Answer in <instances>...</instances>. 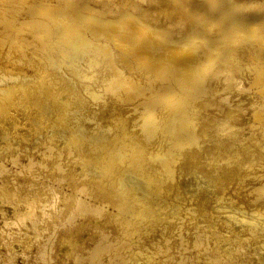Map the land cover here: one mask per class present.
I'll return each mask as SVG.
<instances>
[{
	"label": "rangeland",
	"instance_id": "374dc122",
	"mask_svg": "<svg viewBox=\"0 0 264 264\" xmlns=\"http://www.w3.org/2000/svg\"><path fill=\"white\" fill-rule=\"evenodd\" d=\"M16 1H10L9 4L6 2L8 5L3 3L5 6L1 4L3 11H0V15L4 13L5 16L4 14L0 16V18L3 19L0 22V70H4L3 66L5 69L6 67L8 68L6 70H9L10 66H13L14 64L15 65L13 68L11 66L12 70H9L11 73L17 72L16 69L19 68V64L20 69L18 72L21 71L20 73L24 71L26 73V70L27 73L33 71L34 69L36 70L37 67L31 68V61L29 62V60H31L30 56H33L32 60L35 58L34 56H36V59L39 56L40 59L44 61H56L59 59L62 62H67L72 57H76L81 52L82 48L85 46L84 36L87 33H91L92 37H97V34L98 37L99 35L104 34L102 36H106L107 39L110 38V41H119L120 50H122L124 45L122 50L123 52L119 50V52L123 54H126L124 53L125 51L127 54L133 51V53H130L133 54L131 59L129 58L130 55L126 56L121 53H119V55H122V60H124V63L127 64L126 67L128 68L130 66L128 68L129 71L131 69L130 73L132 72V69L135 73H131L133 76L129 73V84L123 87V91H120L118 95L119 103H117V101L115 103L117 106L115 105L116 107L114 108L115 110L117 109V113L114 112V114L116 113L119 116H112V118H117L118 116V118L121 117L124 119L123 123L125 125L123 126V123L121 122L122 119L120 118L119 120L118 118L112 119V122L114 121L111 126L112 134L108 130V125H104V123L101 121L102 119L100 117V111L97 110V112L94 114V112L92 113L88 110L85 111V109L77 105L66 107L67 104L64 106L62 103V101H64V97L61 99L53 97L51 92L54 90L52 88H55L54 86L56 83L54 84L55 81L51 79L53 77L52 75L47 76L48 78L46 77L44 80L45 82L34 81V83L36 82V85L39 86L33 85L34 83H30L31 85L35 86L34 88L33 86H30V84H27V87L26 84H23L25 85L24 87L19 85L20 87H16L15 90V87H10L11 91L8 92L12 93H7L8 95L6 97L9 99L13 96L9 100L13 99L12 102H14L15 105L5 97L4 100L3 98H0V100L2 99L0 101V123H3V126L0 124V264H145L146 262H148V264H211L214 259H217V261L219 260L218 264H242V262H245V264L249 262L252 264H264V208L260 207L261 205L264 206V194L261 192L263 191L264 193V113L262 112L264 111V91H261L264 89V0H137V2L141 4V11H146V14L143 15L138 14L140 12L137 13L133 9L136 7L132 8L133 12L130 9L131 4L135 5L136 0H80L81 2L87 1L85 3L83 2V4L85 6L87 5L88 8H91L89 11L87 7H85L79 0L77 1L78 3L74 2L76 0L71 2H68V0H64V2L63 0H49L47 3H45L46 0H39L38 4L37 0H34L35 3L32 0H25V3L24 0H18L16 6H18L20 10H16L19 8L14 6L15 4H12ZM20 1H23L24 3H22L23 8L21 7L22 4ZM28 1L30 4L32 3L31 5L33 8H36V5L39 6L36 8V12L38 13L34 11L35 16L38 14L37 17H35L34 13H32L33 11L30 10V8L32 9V6L28 3ZM41 1H44L43 4L45 6L42 7L43 4ZM58 1L63 3V5L59 4ZM115 3L119 4V14L118 12H112V9H110V7L115 5ZM27 4L30 5L29 8L27 7ZM33 4H35V6ZM77 4H79L81 8L79 6V8L76 7ZM40 5L42 8L39 10ZM64 5H66L67 11H69L68 8H70V10H72V8L76 10H72V12L69 11V14L67 11H65L66 9H64ZM60 7L63 8L61 12L59 11L62 9ZM5 8L10 9L7 11ZM35 8L32 10H35ZM43 8H46V11H44ZM82 8L83 10H81ZM49 9L52 17L50 16L49 19H47L45 15L50 14L47 12ZM8 12L11 15H15L14 13L16 12V16H10ZM17 12L19 13L18 16ZM62 12L63 14H66L67 12L66 16H68V19L65 18V15V20L60 18L63 15L61 14ZM30 13L32 14V17L30 16L31 19L28 18ZM42 13H44V18L40 20L42 18ZM56 13H59L60 16H57L58 14L56 15ZM22 15L23 18L28 20L24 21ZM69 15H71L70 18ZM74 15H76L74 17L75 19L73 18ZM132 15H136L134 17L136 20L133 19V21L137 22L132 23ZM4 18L7 19V21H10L13 18L15 20L13 19L12 21L7 22L6 20L4 21ZM16 18L20 24L23 23L24 25H18L19 22ZM125 18H128L127 20H131L127 22ZM44 19L45 23L43 25L41 22H44ZM70 19H73L72 22ZM74 20L76 21L74 22ZM86 20H88L87 22H90L93 25H89L90 23H88L86 26ZM34 21L37 23V26L35 24L36 28L33 26ZM57 21L59 25L62 22L60 27L66 28V24H73L74 26H70L78 29L77 31L71 32L69 35H66V33H64L65 30H61ZM242 21L245 24H243ZM28 22H30V24H28ZM123 22L128 24H124ZM46 23L50 26L47 30L44 28L47 27L45 25ZM49 23H51L52 26ZM54 23L55 26H53ZM63 23L64 26L62 25ZM77 23L80 24V26L77 25ZM25 24H27L29 27ZM38 24L41 26H38ZM81 24L85 25L84 28L81 27ZM141 24L147 25L142 27ZM30 25H32L34 28H32ZM91 26L94 28H91ZM25 27H27L28 32ZM49 28H52V31H50L51 29ZM79 28L83 29L80 30ZM88 28L89 31H86ZM96 28H101L100 31L102 32L97 33L99 30ZM120 28H122L121 31H119ZM125 28L129 32H127ZM32 29L33 31L34 29L35 31L36 29H39L38 31L41 32H38L39 34L37 33V35V31L32 32ZM133 29L136 30L135 34ZM137 29L142 31H140V33H136L139 32ZM61 31L63 32L61 33ZM93 31H95V34ZM143 31H145V33L148 32V34L143 33L145 37L147 36L146 38L148 42L145 40L144 36L139 35L142 34L141 32ZM154 31L160 33L157 35V33ZM130 32L133 34H130ZM30 33L33 34L34 37L33 35L32 37H29L31 36ZM109 33L111 35H116L111 37ZM127 33L130 35V38L126 35ZM91 34H89V36H91ZM162 34L163 36H161ZM14 35L15 37H13ZM125 35L127 38H125ZM131 35L134 37L132 38ZM117 36L119 37L117 38ZM19 37L23 38H20L19 40ZM113 37H116L117 40ZM153 37L156 39V41L153 39ZM2 38H4V41ZM14 38L18 39V41H21L22 43H19H21L22 46L18 47V44ZM39 38L42 39L40 40L44 43L43 45L41 42H39ZM120 38L122 41L119 40ZM123 38H125V40ZM135 38L137 40L139 39V41H133ZM141 38L142 42L143 39L145 41L143 43H147L146 45L141 44ZM128 40H132L130 42H132L133 45L137 44V47L134 45V48L131 44L132 48H134L132 50L131 46H129L130 42ZM125 41H128V43L126 44ZM224 42L228 45H224ZM255 42H258L259 44H256ZM36 43H38V46ZM217 43L220 46H218ZM163 44L167 46L168 49L163 50L162 52L159 51V49L162 48ZM216 44L217 47L214 46ZM1 45H3V47H1ZM32 45L36 46L33 47ZM127 45L130 47V49H128L129 47H127ZM139 45L142 46V48ZM176 45L177 48L175 47ZM191 45L195 46V49L198 47V49L195 50L198 53L193 51L191 54L192 56H189L186 59H184L182 56H173V60L171 59L167 62L161 61L162 59L160 56L161 54L162 56L164 55V51L173 53L178 49V47L182 50L183 47H189ZM148 46H151V48ZM152 46H154V48H152ZM200 46H202V52L199 50ZM223 46L226 47V49ZM6 47L15 48L17 52H15V50H13V52L10 50V52L6 53ZM16 47L22 50H19ZM30 47H32V50H29ZM155 47L158 51H154ZM205 47L208 51L203 49ZM221 47L222 49L224 48V52L219 51L220 53L214 54L218 49L221 50ZM24 48L28 50H25ZM241 48L243 52L240 51ZM138 49L141 51L138 52ZM245 49L246 51H244ZM21 51L22 53H20ZM250 51L253 52H251L252 55ZM3 52H5V54ZM150 52L153 54L151 55ZM156 52H158L157 54L159 58L156 57ZM238 52L240 53V57L239 54H237ZM134 53L136 55H134ZM209 53L212 57V54H214V56L220 55L222 58H227L231 61L234 60V62L239 65V71L242 75H245V80L249 85L247 91H245L242 95H239V97H237L238 95L232 96V103L233 106L234 104L244 106L243 111L238 114L237 119L238 126L242 130V136L240 137L246 138L247 142H249V145L247 146L246 144L245 147L255 148L251 150L253 155H257V159L254 161L252 167L249 168V173H247V171L244 172L245 174H239L228 171L231 173L230 177V174L226 172L229 176V179L234 176V178L230 180L226 177L227 175L225 172L223 173V176L219 170L213 172V175L212 173H207L208 175L205 174L206 172L202 169L199 171L196 163H193L195 165L189 164L194 160L190 158L191 154L189 153L188 155L186 150L188 148V144H190V141L195 139L194 130H196L195 136H197V129L192 127L191 124L193 121L192 119L196 120L194 122L195 124L197 121L200 123V121L202 122V117H208L210 114L216 112L215 107H202L200 106L199 101L202 100V98L204 99L208 93V96H215V94L218 92L221 93V91H223L218 90L215 92L212 90L213 93H211V91L208 89L209 92H207L204 90V87H206L205 89L207 90L206 82H204L205 84H203L204 86L202 87L203 82L197 76H195L196 78L194 76L187 78V72L189 70H191V72H195L204 69L203 66L206 64L204 62H207L212 58ZM224 53H226V55H224ZM241 53L243 55L245 54L244 57L241 55ZM12 54L13 56H16V58L13 57L12 59ZM17 54L18 56H20V54H24L23 58L26 60L16 62L19 60ZM140 54L142 57L145 55L143 58L146 61H144L143 58L141 59ZM247 54L249 56L251 55L253 60ZM208 55L211 58H208ZM137 56L140 57L138 58ZM236 56L238 58H236ZM1 57H3V59ZM123 57L125 58L123 59ZM4 58H7L5 60L6 62L3 61ZM158 59L161 62L155 61L157 63L156 65L154 60ZM198 59L200 60L197 61ZM10 60L13 61L11 62ZM139 60H142V62ZM175 61H177V64L180 61V64L182 62L184 63L181 64L182 66L180 67V64H178L179 66L176 65ZM250 61L251 64L254 63V65L248 63ZM25 62L26 64L29 62L27 66L25 65ZM129 62L130 65H128ZM140 62L143 63V65ZM144 62L148 64L150 63V68L146 66L148 64H144ZM164 63L168 65H166L167 68ZM184 64L191 65H187L190 69L188 70V67H185ZM241 64L242 66H240ZM21 65H24V67ZM133 65L135 68H132L134 67ZM138 65L145 66V68ZM158 65H161V67L158 68ZM173 66L177 67L173 68ZM198 66L201 67L199 68ZM152 67L154 69L156 68V70H154L155 72L152 70ZM168 67L169 72L167 71ZM182 67L184 70H187V72L182 70ZM250 67L253 69H250ZM254 67L257 68L254 69ZM161 68H164V70L162 71ZM138 69H140V73L138 72ZM13 70L14 72H12ZM176 70H178V72ZM160 71L162 73L167 71V75L165 72L164 73L168 78L165 79L166 76L164 73L160 75ZM146 72L147 74H145ZM184 72L185 76L183 75ZM177 73L180 75V77L177 75ZM136 74H140V76H137ZM178 77L181 81L183 79V84L181 81L179 82ZM47 79L51 80L48 81ZM131 79L132 81L134 79V81L132 82ZM196 79L198 80L195 81ZM135 80L140 81L135 82ZM175 81L177 83H175ZM185 82L188 84L187 87H184L186 86ZM192 82L194 84H192ZM44 83L45 85H48L49 83L51 89L45 86ZM261 84L263 85L261 86ZM190 85L193 87L195 86L196 88L198 87V90L195 87L194 89L191 88L192 86L189 87ZM257 85L261 88H259ZM43 86L45 88H43ZM162 86L163 89L161 90ZM170 86L171 88L175 86V89L178 90V93L174 88V91H172ZM25 87L27 89L29 88L30 90H27ZM30 87L33 88V90H31ZM157 87L160 90L156 89ZM179 87H183L185 93L187 94L183 95L182 92H184V90L183 88ZM46 88H48V90H46L47 93L49 92L48 95H46L47 93L44 90ZM17 89L19 91H17ZM22 89L23 91L25 89L24 93L21 91ZM166 89L169 91V93ZM190 89L194 91L196 89L197 94H195L196 91H193L192 93V90L190 91ZM202 89L205 94L202 93ZM36 90L37 93H40L39 95H42L39 98H36L38 96L36 95ZM28 91H30V94L27 93ZM31 91L32 93L35 92V95L33 94L35 97L30 96L32 95ZM160 91L162 94L159 93ZM188 91L191 94H189ZM200 91L203 95H200ZM21 92L22 94L20 95ZM163 92H165V99L163 97ZM179 92L181 93V97L178 96ZM25 93L29 97H25ZM198 93L200 94L198 95ZM174 94H176L178 98ZM17 95L20 96V98ZM50 96H52V100L49 98ZM32 97L33 100L31 101ZM41 97L43 99H41ZM196 97L197 100H195ZM34 98L36 99L35 102ZM187 98L193 100L187 101ZM258 98L260 101H258ZM6 99L7 101H5ZM39 99H41L42 102ZM170 99L171 101H168ZM3 101L6 103L2 104L1 102ZM28 101L31 103L30 105ZM47 101H49V103ZM60 101L62 105L59 104ZM174 101L177 103L175 104ZM182 101L184 104H182ZM185 101L186 103L189 101L190 102L189 104H186ZM36 102L38 105H36L37 109L34 107ZM44 102H47L48 104L46 105ZM55 102L58 103V106L55 105ZM153 103H155V107L153 106ZM10 104L14 106L12 107ZM40 104L41 106L43 104V106L41 107ZM51 104L53 106H51ZM193 104H195V106ZM182 105H184V107L187 109V114L185 115L183 111L185 112L186 109ZM5 106H8L7 109L9 108V113H7L8 110L5 109ZM27 106H31V108L34 110L29 108V113ZM189 106L190 108H187ZM197 106L201 109H197ZM14 107H16L17 110ZM179 107L181 108L182 112L178 111L180 110ZM257 108L258 111H256ZM19 109L22 111L21 113ZM30 109L34 112H39L38 116H36L37 113L32 112ZM163 109L165 112L162 111ZM2 110L6 112L4 113ZM229 110L231 111L229 105H227L225 107V111ZM198 111H201L202 114H200ZM31 112L32 115H30ZM150 112H155L157 116L159 115L156 119L158 120L156 121L158 123L156 128L151 126L150 119H152V115H150ZM179 112L183 114L181 115ZM125 114L126 117L124 118L123 116H125ZM193 114H195V118ZM184 116L187 118V120L190 119L191 121L189 120L187 123V121L184 119ZM197 116L199 117L198 119ZM257 116L261 118L258 119ZM36 117L38 119H36ZM181 117H184V120H182ZM13 119H16L17 121L15 120V122ZM184 121L185 124H183ZM10 122H12V124L15 122L14 124L17 125L13 124L15 126L13 127ZM40 122L41 124H39ZM198 122L197 125H199ZM183 125L186 127V129L189 128L188 125H190L191 128L189 129H192V133L191 130L188 131L189 133H186V129L183 127V129H181V126ZM178 126H180V129H178ZM257 131L259 133H256ZM182 133H184L186 136H177V134L183 135ZM119 140L120 143L122 140L123 142L120 144ZM179 146L180 148H177ZM182 146H185L183 148L185 152L180 151L183 150ZM259 147L262 149L260 150ZM125 149H127V152ZM244 150H247V148ZM185 153L188 156H186ZM187 157L188 159L181 160ZM190 159L193 161L191 162ZM181 161L184 163L183 165ZM109 162L111 164L113 163L112 165L114 166V169ZM260 171L263 174L260 173ZM261 174L262 177L259 176ZM255 176L257 179L254 178ZM224 178H227L226 180L229 181L227 182ZM150 179H154L153 182ZM258 179L261 180L258 181ZM154 182L155 184H153ZM157 182H162L166 185ZM251 182L256 184H252ZM228 184L232 185L228 186ZM234 185H237V187ZM253 185L256 188H254ZM256 185H258V188ZM103 191H105L107 194ZM236 191L239 192L237 193ZM260 194L261 197L258 198ZM254 196L257 197L255 198ZM252 197L255 199L258 198L257 200L260 201L257 202V200ZM89 206H91L90 208L93 209L90 210L87 208ZM207 212L208 215L206 214ZM160 229H163L166 232H163ZM146 237L149 238V240H147ZM186 237L188 238V241H186ZM66 238L68 239L67 243H65ZM152 238L153 240L158 238V240H154L156 242L153 244ZM161 239L163 241V246ZM203 239L206 241H203ZM196 240L201 244V246L196 244L198 243ZM69 241L73 243H70ZM68 242L70 244H68ZM147 242L149 245L146 244ZM158 242L161 245H159ZM203 242L205 244H202ZM74 243L77 245L73 246ZM156 243L158 245H156ZM66 244L67 246H70L67 247ZM177 244L183 248H180ZM238 244L240 245L237 246ZM150 246L152 249L154 248V250H150ZM165 248L168 250V254L166 253L167 250ZM213 255L215 258H213ZM219 257L221 260L218 259ZM217 261L215 260L214 263L217 264Z\"/></svg>",
	"mask_w": 264,
	"mask_h": 264
},
{
	"label": "bare ground",
	"instance_id": "6f19581e",
	"mask_svg": "<svg viewBox=\"0 0 264 264\" xmlns=\"http://www.w3.org/2000/svg\"><path fill=\"white\" fill-rule=\"evenodd\" d=\"M12 2L13 0H0V11L2 10L3 11V9H2V5L3 6H5V5H8L9 4V2ZM16 1V0H15ZM32 1H34V0H32ZM38 1L39 0H37V4H38ZM45 1V0H44ZM44 1L42 2V4L44 3ZM47 1H49V0H46L45 1V3H47ZM55 1H57V0H55ZM66 1V0H65ZM71 1H74V0H68V2H71ZM78 0H76V1H74V2H77ZM80 1V0H79ZM6 2H8V4H6ZM31 2V1H30ZM54 2V1H53ZM59 2V1H58ZM63 2H64V0H63ZM81 2V1H80ZM84 3L85 2H87V1H83ZM83 2H81L82 4H83ZM133 2V1H132ZM131 2V3H132ZM5 5H4V4ZM18 3V0L15 2V3H12V4H15L14 6H16V4ZM20 3L22 4L23 3V1L21 2L20 1ZM24 3H25V0H24ZM23 3V4H24ZM27 3V2H26ZM28 3H29V1H28ZM34 3H35V1H34ZM40 3V2H39ZM78 3V2H77ZM125 3H127V2H125ZM2 4V5H1ZM11 4V5H12ZM23 4H22V8H23ZM30 4V3H29ZM27 4L28 6V8H29V6L32 4ZM41 4V3H40ZM41 4V5H42ZM53 4V3H52ZM58 4V3H57ZM59 4H62L63 5V3H60L59 2ZM73 4V3H72ZM122 4V3H121ZM19 5V4H18ZM34 6H35V4H33ZM41 5H40V8H39V10L43 7V6H45L44 4L42 5V7H41ZM56 5V4H55ZM69 5V4H68ZM67 5V6H68ZM75 5V4H74ZM84 5V4H83ZM124 5V4H123ZM185 5V4H184ZM24 6H26V5H24ZM32 6V5H31ZM38 5H36V8H38L37 7ZM70 6V5H69ZM79 6V4H77V6L76 7H78ZM82 6V5H81ZM85 6V5H84ZM89 6V5H88ZM140 6H141V4L139 3V2H137V0L135 1V5H133V4H131V10H132V12H133V9L138 13V12H140V13H138V14H141V15H143V14H146L145 12L146 11H141V9H140ZM185 6H187V5H185ZM184 6V7H185ZM8 7H11V6H8ZM17 8H19L18 6H16ZM48 7V6H47ZM46 7V8H47ZM50 7V6H49ZM52 7V6H51ZM64 9H66V5H64ZM71 7V6H70ZM80 7V6H79ZM78 7V8H79ZM85 7H87V5L85 6ZM118 7H119V4L118 3H115V5H112L111 7H110V9H112V12H118V14L120 13L119 12V9H118ZM124 7V6H123ZM133 7H136V8H133ZM179 7V6H178ZM182 7H183V3H182ZM13 8V7H12ZM11 8V9H12ZM15 8V7H14ZM35 8V7H34ZM33 8V6H32V9H34ZM35 8V10H32L31 8H30V10L31 11H33L32 13H34V11L36 12V9ZM45 8V9H46ZM60 8H62V7H60ZM60 8H57V9H60ZM81 8V7H80ZM133 8V9H132ZM190 8V7H189ZM6 9V8H5ZM4 9V10H5ZM10 9V8H9ZM8 8L6 9L7 11L9 10ZM44 9V8H43ZM44 9V11H46ZM51 9V8H50ZM50 9L47 11V12H49L50 11ZM53 9V8H52ZM69 9V11H71L72 12V10H76V9H73L72 8V10H70V8H68ZM87 9H88V11H89V9H91V8H88L87 7ZM186 9V8H185ZM184 9V10H185ZM188 9V8H187ZM191 9V8H190ZM15 10V9H14ZM16 10H20V8L19 9H16ZM15 10V11H16ZM22 10V9H21ZM24 10H25V7H24ZM23 10V11H24ZM28 10V9H27ZM63 10V8L61 9V10H59L60 12ZM81 10H83V8L81 9ZM120 10H121V7H120ZM65 11H67V9L65 10ZM69 11H67L69 14H70V12ZM85 11V10H84ZM123 11H125V10H123ZM6 12V11H5ZM10 12V11H9ZM9 12H8V14H9ZM12 12V11H11ZM14 12V11H13ZM19 12V11H18ZM17 12V16H18V13ZM22 12V11H21ZM28 12V11H27ZM30 12V11H29ZM46 12V13H47ZM59 12V13H60ZM67 12H66V14L64 13L63 14V12L61 13V14H63L62 15V17H60V18H63L64 20H65V18H67L68 16H66L67 15ZM73 12H75V11H73ZM79 12V11H78ZM25 13H26V11H25ZM36 13H38V12H36ZM40 13V12H39ZM50 13V12H49ZM59 13H56V15L57 16H60V14ZM77 13V12H76ZM75 13V14H76ZM4 13H2L1 15H3ZM15 15H11V14H9L10 16H16V12L14 13ZM23 14H24V12H23ZM28 14V13H27ZM31 14V13H30ZM29 14V17L28 18H30V16L32 17V14L30 15ZM43 14L44 13H42V18L40 19V20H42L44 17H43ZM48 14V13H47ZM190 14V13H189ZM192 14V13H191ZM0 15V16H1ZM9 15H7V16H9ZM49 15V16H48ZM48 15H45L46 17H47V19H49V17L52 15L51 13L50 14H48ZM54 15V14H53ZM64 15L66 16L65 18H64ZM4 16H5V14H4ZM34 16H35V13H34ZM33 16V17H34ZM37 16H38V14H37ZM37 16H35V17H37ZM55 16V15H54ZM56 16V17H57ZM70 16L71 15H69V18H70ZM76 15H74L73 16V18L75 17ZM123 16V15H122ZM133 16V15H132ZM136 16V15H135ZM135 16H133V18H132V23L133 22H137V21H133V19H135L134 17ZM139 16V15H138ZM187 16H188V13H187ZM244 16H246V15H244ZM247 16H248V14H247ZM3 17V16H2ZM25 17V16H24ZM34 17V18H35ZM52 17V16H51ZM6 18H8V17H6ZM10 18V17H9ZM18 18V17H17ZM16 18V19H17ZM22 18H23V15H22ZM58 18V17H57ZM86 18H88V17H86ZM137 18V17H136ZM179 18V17H178ZM239 18V17H238ZM251 18V17H250ZM1 19V18H0ZM14 19V18H13ZM13 19H11L10 21H12ZM24 19V21L26 20V18H23ZM31 19V18H30ZM33 19V18H32ZM46 19V20H47ZM51 19V18H50ZM68 19V18H67ZM66 19V20H67ZM75 19V18H74ZM122 19H124V18H122ZM122 19H120V20H122ZM128 19V18H127ZM126 18H125V20L128 22V21H130V20H127ZM138 19V18H137ZM189 19H190V17H189ZM247 19V18H246ZM3 19H1L0 20V22L2 21ZM7 21V19H5L4 18V21ZM15 20V19H14ZM28 20V19H27ZM26 20V21H27ZM34 20V19H33ZM52 20V19H51ZM50 20V21H51ZM59 20V19H58ZM72 20L73 19H70V21L72 22ZM77 20V19H76ZM76 20H74V22L76 21ZM136 20V19H135ZM142 20V19H141ZM182 20V19H181ZM240 20V19H239ZM243 20V19H242ZM250 20V19H249ZM3 21V22H4ZM9 21V20H8ZM7 21V22H8ZM9 21V22H10ZM17 21H18V19H17ZM16 21V22H17ZM22 21V20H21ZM24 21H22V22H24ZM30 21V20H29ZM44 22H41V21H39V22H41V24H43L44 25V23H45V19L43 20ZM53 21V20H52ZM63 21V20H62ZM85 21V20H84ZM88 20H86V26L88 25V23H90V22H87ZM91 21V20H90ZM118 21V20H117ZM14 22V21H13ZM19 22V21H18ZM32 22V21H31ZM36 21H34L33 23H34V27H35V24H36V26H37V23H35ZM49 22V21H48ZM56 22V21H55ZM61 22V21H60ZM66 22V21H65ZM78 22V21H77ZM81 22V21H80ZM83 22V21H82ZM192 22V21H191ZM246 22V21H245ZM249 22V21H248ZM26 23V22H25ZM52 23V22H51ZM51 23H49L50 25H51ZM57 23H58V21H57ZM57 23H56V25H57ZM62 23V22H61ZM61 23H60V25H59V23H58V25H59V27L61 26ZM67 23H68V21H67ZM124 23V22H123ZM190 23V22H189ZM189 23H188V26H189ZM242 23H243V21H242ZM16 24V23H15ZM20 24V22L18 23V25ZM22 24L23 23H21L20 25L22 26ZM28 24H30V22H28ZM40 24V23H39ZM38 24V26H41V25H39ZM83 24H84V22H83ZM83 24H81V27H83L84 28V26L85 25H83ZM92 23H90L89 25H91ZM124 24H128V23H124ZM130 24V23H129ZM135 24V23H134ZM192 24V23H191ZM240 24V23H239ZM243 24H245V23H243ZM24 25V24H23ZM26 26H28L27 24H25ZM42 25V26H43ZM47 27H44L45 28V30H47L48 29V27H50L47 23L45 24ZM63 26H64V23L62 24ZM70 25H72V26H74L73 24H70ZM70 25H68V24H66L65 26H66V28L64 27H60L61 28V30L62 29H64L65 30V32L64 33H66V35H69L71 32H74V31H77V29L74 27H71ZM77 25H79L80 26V24H78L77 23ZM83 25V26H82ZM93 25V24H92ZM117 25V24H116ZM137 25V24H136ZM136 25H135V27H136ZM142 25V24H141ZM147 25V24H146ZM146 25H142V27L143 26H146ZM31 27H32V25H30ZM52 26V25H51ZM53 26H55V23L53 24ZM119 26V25H118ZM138 26H139V23H138ZM29 27V26H28ZM30 27V28H31ZM34 27H32V28H34ZM93 26H91V28H92ZM95 27H97V26H95ZM100 27V26H99ZM121 27V26H120ZM26 29H27V27H25ZM36 28V27H35ZM59 28V29H60ZM82 28V29H83ZM86 28V27H85ZM89 28H90V26H89ZM89 28H88V30H86V31H89ZM94 28V27H93ZM102 28V27H101ZM101 28H99V29H97V30H99L97 33H100V32H102V31H100V29ZM116 28V27H115ZM129 28V27H128ZM130 28H131V26H130ZM129 28V29H130ZM133 28V27H132ZM147 28V27H146ZM25 29V30H26ZM49 29H51L50 31H52V28H49ZM80 29V28H79ZM82 29H80V30H82ZM102 29H104V28H102ZM121 29L122 28H120V30L119 31H121ZM247 29V28H246ZM250 29V28H249ZM39 30V29H38ZM37 29H36V31H35V29H34V31L36 32V34L39 32ZM41 30V29H40ZM85 30V29H84ZM92 30V29H91ZM125 30H126V28H125ZM132 30V29H131ZM134 30V34H135V29H133ZM138 30V29H137ZM32 32H34L33 31V29L31 30ZM49 31V32H50ZM85 31V32H86ZM96 31V30H95ZM95 31H93V33L95 32ZM127 31V30H126ZM126 31H125V33H126ZM139 31V30H138ZM140 31H142V30H140ZM140 31L139 32H136V33H140ZM149 31H150V29H149ZM152 31V30H151ZM252 31V30H251ZM27 32H28V29H27ZM31 32V33H32ZM41 32V31H40ZM39 32V33H40ZM54 32V31H53ZM63 31H61V33H62ZM106 32V31H105ZM122 32H123V30H122ZM127 32H129V31H127ZM155 32V31H154ZM22 33V32H21ZM20 33V34H21ZM30 33V34H31ZM38 33V34H39ZM60 33V32H59ZM96 33V34H97ZM114 33V32H113ZM120 34H122L121 32H119ZM132 32H130V34H131ZM142 34H139V35H142V36H144L145 37V35L144 34H148V32H146L145 33V31H143V32H141ZM144 33V34H143ZM150 33V32H149ZM151 33H153V32H151ZM155 33H157V32H155ZM158 33H160V32H158ZM158 33H157V35H158ZM19 34V33H18ZM30 34H28V35H30ZM37 34V35H38ZM88 34V35H87ZM85 36H84V39H85V46L82 48V50H81V52L76 56V57H72L69 61H67V62H62V61H60L59 59H57L56 61H44V60H42V59H40V57L38 56L37 57V59H36V56H34L35 58H33V60H32V57L30 56V58H31V60H29V62L31 61V68H34V67H37L36 68V70L34 69H32L33 71H30L29 73H27V70H26V73H25V71L24 72H22V73H20V72H18L19 71V69H20V64L19 63H17V64H19V68L18 69H16L17 70V72H14V70L12 71V72H14V73H11L9 70L11 69V66H10V69L9 70H6V69H8L7 67H6V69H5V67L3 66V68H4V70L2 69V70H0V98H3V100H4V97L5 98H7L8 99V97H6L8 94H11L12 92H8V91H11L10 90V87L12 88V87H15L14 88V90L16 89V87L18 88V86L20 85H22L23 87L25 86V85H23V84H26V87H27V84L29 85L30 83H34V81H39V82H45L44 80L46 79V77L47 76H49V75H52L53 77L51 78L52 80H54L55 82H54V84L56 83V85L54 86L55 88H52V89H54V90H52V92H51V94L53 95V97H56V98H62V97H64V98H66V99H64L63 98V100L64 101H62V103H63V105L65 106L66 104H67V106L66 107H69V106H75V105H77V106H79V107H81V108H83V109H85V111L86 110H88V111H91L92 113L94 112V114L97 112V110L98 111H100V117H101V121L104 123V125H108L107 127H108V130L110 131V133H111V126H112V124H113V122H112V119H114V118H116V117H114V118H112V116L113 115H118V114H116L117 113V109L115 110V108L114 107H116L117 105L115 104L116 103V101H117V103H119L118 101H119V98H118V95H119V93H120V91L123 89V87H125L127 84H129V73H130V71H131V69H130V71H129V67L127 68L126 67V65L127 64H125L124 63V60H122V55L120 56L119 55V53H121V52H123L122 50H123V48H124V45H123V48H122V50H120V43H119V41L117 42V41H115V40H113V41H110L111 39L109 38V39H107V37L106 36H102V35H104V34H102V35H99V37H98V34H97V37L95 36V37H92V34L91 33H87ZM89 34H91V36H89ZM95 34V33H94ZM119 34V35H120ZM124 34V33H123ZM133 34V33H132ZM16 35V34H15ZM15 35L13 36V37H15ZM27 35V36H28ZM32 35L33 34H31V36H29V37H32ZM107 35V34H106ZM109 35H111L110 33H109ZM114 35H116V34H114ZM114 35H111V37L112 36H114ZM118 35V34H117ZM128 37L130 36V35H128V33L126 34ZM125 35V36H126ZM160 35V34H159ZM3 36V35H2ZM21 36V35H20ZM24 36V35H23ZM26 36V35H25ZM42 36V35H41ZM121 36H123V35H121ZM127 36L125 37V38H127ZM156 36V35H155ZM161 36H163V34L161 35ZM11 37V36H10ZM33 37H34V35H33ZM37 37H39V36H37ZM37 37H35V38H37ZM43 37V36H42ZM119 36H117V38H118ZM131 37L133 38L134 36H132L131 35ZM136 37V36H135ZM138 37V36H137ZM147 37V36H146ZM145 37V40L147 41V38ZM156 37H158V36H156ZM1 38V37H0ZM7 38H8V36H7ZM20 38H23V37H19V40H20ZM34 38V39H35ZM113 38H115L116 39V37H113ZM125 38H123L124 40H125ZM130 38V37H129ZM128 38V39H129ZM131 38V39H132ZM139 38V37H138ZM143 38V37H142ZM142 38L140 39V41L142 40ZM9 39V38H8ZM29 39V38H28ZM32 39V38H31ZM33 39V40H34ZM41 38H39V40H40ZM153 39H154V37H153ZM165 39V38H164ZM2 40L4 41V38H2ZM5 40H6V38H5ZM14 40H16V42H17V46L19 47V46H22L21 45V41H18V39H15L14 38ZM13 40V41H14ZM24 40H25V37H24ZM27 40V39H26ZM42 40V39H41ZM41 40L39 41V42H41ZM117 40V39H116ZM119 40H121L122 41V39L120 38ZM127 40V39H126ZM135 40H137L136 38L133 40V41H135ZM155 41H156V39H154ZM157 40H159V39H157ZM7 41V40H6ZM11 41V40H10ZM10 41H8V42H10ZM36 41V40H35ZM34 41V42H35ZM38 41V40H37ZM129 41V40H128ZM128 41L126 42V44L128 43ZM130 41H132V40H130ZM129 41V42H130ZM137 41H139V39L137 40ZM137 41H136V43H137ZM151 41H153V40H151ZM1 42V41H0ZM12 42V41H11ZM10 42V43H11ZM19 42H21V43H19ZM24 42H26V41H24ZM29 42V41H28ZM142 42V41H141ZM143 42H145L144 41V39H143ZM141 43L142 45L144 44V45H146L145 43ZM148 42V41H147ZM150 42V41H149ZM154 42V41H153ZM158 42H160V41H158ZM195 42V41H194ZM205 42V41H204ZM227 42V41H226ZM3 43V42H2ZM6 43V42H5ZM30 43V42H29ZM122 43V42H121ZM135 43V42H134ZM156 43V42H155ZM155 43H153V44H155ZM198 43H199V41H198ZM201 43V42H200ZM256 43V42H255ZM258 43V42H257ZM256 43V44H257ZM20 44V45H19ZM24 44V43H23ZM26 44H28V43H26ZM25 44V45H26ZM31 44V43H30ZM35 44V43H34ZM38 43H36V45H37ZM41 44L43 45L44 43L43 42H41ZM122 44H124V43H122ZM131 44H132V42H130V45L129 46H131ZM140 44V45H141ZM152 44V43H151ZM203 44V43H202ZM201 44V45H202ZM218 44V43H217ZM217 44L216 45H214L215 47H217ZM259 44V43H258ZM36 45H32L33 47H35ZM133 45V44H132ZM135 45V44H134ZM134 45H133V47H134ZM137 45V44H136ZM135 45V46H136ZM139 45V46H140ZM156 45H157V43H156ZM155 45V46H156ZM186 45V44H185ZM224 45H228L227 43H225L224 42ZM10 46H14V45H10ZM27 46H29V45H27ZM31 46V45H30ZM38 46V45H37ZM126 46V45H125ZM128 45H127V47H129ZM138 46V47H139ZM158 46H159V44H158ZM198 46V45H197ZM213 46V47H214ZM218 46H220L219 44H218ZM254 46H255V44H254ZM259 46V45H258ZM257 46V47H258ZM1 47H3V45H1ZM25 47V46H24ZM118 47H119V49H118ZM137 47V46H136ZM141 48H142V46H140ZM139 47V48H140ZM145 47H147V46H145ZM149 47V46H148ZM176 48H177V45L175 46ZM195 46H193V45H191V46H187V47H180V48H182V50L181 49H179V47H178V49L177 50H175L173 53H169L168 51H164L165 53H164V55L162 56V54H161V61H169V60H173V56L175 57V56H182L184 59H186V58H188L189 56H192L191 54H192V52L193 51H195V50H197L198 49V47H197V49H195L194 48ZM201 47L202 46H200V48H199V50H200V52H202L203 50L201 49ZM211 47V46H210ZM215 47H214V49H215ZM224 47V46H223ZM235 47V46H234ZM5 48V47H4ZM7 49L5 50V49H3V50H5V52L7 53V52H10V50H12V52H13V50H15V52H17L16 51V49L15 48H8V47H6ZM17 48V47H16ZM21 48H23V47H21ZM25 48H27V47H25ZM24 48V49H25ZM131 48H132V46H131ZM135 48V47H134ZM134 48H132V50L134 49ZM143 48H144V46H143ZM149 48H151V46L149 47ZM152 48H154V46H152ZM159 48V47H158ZM225 49H226V47H224ZM223 48V49H224ZM228 48V47H227ZM255 48V47H254ZM253 48V49H254ZM17 49H19V48H17ZM32 50V47H30L29 48V50ZM35 49V48H34ZM125 49H126V47H125ZM128 49H130V47L128 48ZM146 49V48H145ZM161 49V50H160ZM159 49V51H162L163 52V50H167L168 49V47L167 46H165L164 44L162 45V48H160ZM204 50H206V51H208L207 50V48L205 47V48H203ZM209 49V48H208ZM211 49V48H210ZM223 49H222V47H221V50L220 49H218L214 54H218V53H220L221 51L222 52H224L223 51ZM258 49H260V48H258ZM2 50V51H3ZM19 50H22V49H19ZM18 50V51H19ZM25 50H28V49H25ZM36 50H37V48H36ZM119 50L121 51V52H119ZM137 50V49H136ZM147 50V49H146ZM152 50V49H151ZM158 51L157 50V48L155 47V49H154V51ZM198 50V51H199ZM213 50V49H212ZM211 50V51H212ZM239 50V49H238ZM1 51V50H0ZM128 51H130V50H128ZM139 51H141L140 49H138V52ZM145 51V50H144ZM153 51V52H154ZM220 51V52H219ZM241 52H243L242 51V48H241V50H240ZM239 51V52H240ZM244 51H246V49L244 50ZM253 51V50H252ZM252 51H250V53L252 52ZM254 51H255V49H254ZM5 52H3L4 54H5ZM28 52V51H27ZM31 52V51H30ZM134 52H136V51H134ZM148 52V51H147ZM161 52V53H162ZM196 53H198L197 51H195ZM229 52V51H228ZM237 53V54H239V57H240V53ZM247 52H248V50H247ZM3 53H2V56H3ZM19 53V52H18ZM20 53H22V51L20 52ZM124 53H126V54H123V53H121V54H123V55H130V59H131V56H133V54H130V53H133V51L132 52H129V54H127V52L125 51ZM137 53V52H136ZM141 53V52H140ZM146 53V52H145ZM155 53V52H154ZM158 52H156V54H157ZM205 53V52H204ZM230 53V52H229ZM233 53H235V52H233ZM246 53V52H245ZM249 53V54H250ZM253 53V52H252ZM252 53H251V55H252ZM14 54H16V53H14ZM27 54V53H26ZM33 54H34V52H33ZM33 54H31V55H33ZM35 54H36V52H35ZM150 54L152 55L153 53H151L150 52ZM194 54V53H193ZM212 54V53H211ZM214 54H212L213 55V57L210 55V53H209V55L212 57H209V55H208V58H211V60H208L207 58V62L205 61H203L204 63H206L205 64V66H203L202 64H200L201 66H203L204 67V69H201V70H203V71H201V70H198V71H195V72H191V70H189L190 68L188 67V66H191V65H188L189 63L188 62H186V63H188L187 65L186 64H184L185 65V67L187 66L188 67V72H187V70H184V68L182 69V70H184L185 72H187V78H189V77H192V76H197L200 80H202V87L204 86L203 84H205L204 82H206V86H207V90L205 89L206 87H204V90L205 91H207V92H209V91H211V93H213L212 92V90L213 91H215V92H217L218 90H223V91H221V93L220 92H218V93H220V94H215V96H208V94H206V96L204 97V99L202 98V97H200V98H202V100H200L199 99V97H198V99L200 100L199 102V104H200V106H202V107H209V108H211V107H215V113H212V114H210V116H208V117H202V122L200 121V123H199V125H197V122H196V124L194 123L196 120L195 119H192L193 121H192V127H194V128H196L197 129V133H196V135L197 136H195V132H196V130H194L195 132H194V137H195V139L193 140V139H191V140H193V141H190V144H188V148L186 149L187 150V153H188V155H189V153L191 154V159H193L192 161H191V159H190V161L192 162V163H189V164H193V163H196L197 164V166H198V168H199V171H201L200 169H202V170H204L206 173L205 174H211L212 173V175H213V172H215V171H217V170H219L220 171V173H224L225 172V174L227 175L226 177L229 179V176H228V174L227 173H229V172H233V173H239V174H242V173H244V172H247L248 170H249V168H251L252 167V165H253V163H254V161L257 159L256 157H257V155H253V153H252V150L251 149H255V148H251V147H245L246 146V144H247V146L249 145V142H247V139L246 138H241L240 136H242L241 134H242V130H241V128H239V126H238V123H237V119H238V114L241 112V111H243V109H244V106H242V105H235L234 104V106H233V103H232V99H233V97L232 96H234V95H238L237 97H239V95H242L245 91H247V89L249 88V85H248V83L246 82V78H245V75H242L241 73H240V71H239V68H238V66L239 65H237L235 62H234V60L233 61H231V60H229V59H225V58H222V56H218V55H215L214 56ZM228 54V53H227ZM24 54H20V56H18V54H17V56H18V61H16V62H21V60H24V56H23ZM37 55V54H36ZM134 55H136L135 53H134ZM223 55V54H222ZM224 55H226V53H224ZM230 55V54H229ZM232 55V54H231ZM241 55H243L242 53H241ZM245 55V54H244ZM244 55H243V57H244ZM248 55V54H247ZM246 55V56H247ZM251 55L249 56V57H251ZM0 56H1V52H0ZM10 56V55H9ZM28 56V55H27ZM140 56H141V54H140ZM140 56H137L138 58L140 57ZM145 55H143V57H144ZM148 56V55H147ZM154 56H156V55H154ZM200 56V55H199ZM228 56V55H227ZM233 56V55H232ZM7 57V56H6ZM12 59H13V57H15L16 58V56H13V54H12ZM142 56H141V59L143 58ZM156 57H158V54H157V56ZM202 57V56H201ZM205 57V56H204ZM203 57V58H204ZM231 57V56H230ZM234 57H235V55H234ZM243 57H241V58H243ZM249 57H247V58H249ZM2 59H3V57H1ZM29 58V59H30ZM125 57H123V59H124ZM126 58H128V57H126ZM128 58V59H129ZM135 58V57H134ZM137 58V59H138ZM146 58V57H145ZM159 58V57H158ZM228 58H229V56H228ZM236 58H238L237 56H236ZM252 58V57H251ZM250 58V59H251ZM7 59V58H6ZM5 58H4V62H6L5 60H6ZM9 59V58H8ZM133 59V58H132ZM144 59V58H143ZM147 59V58H146ZM156 59V58H155ZM200 59H202V58H200ZM200 59H198L197 61H199ZM205 59V60H206ZM232 59H234V58H232ZM246 59V58H245ZM26 60V59H25ZM24 60V61H25ZM28 60V59H27ZM126 60V59H125ZM203 60V59H202ZM201 60V61H202ZM239 60V59H238ZM242 60V59H241ZM252 60H253V58H252ZM11 62L13 61V60H10ZM129 61H131V60H129ZM137 61V60H136ZM139 61H141L142 62V60H139ZM138 61V62H139ZM144 61H146L145 59H144ZM155 61H160L159 59L158 60H154V62ZM160 61V62H161ZM240 61V60H239ZM244 61V60H243ZM11 62H10V64H11ZM23 62V61H22ZM27 62V61H26ZM26 62H25V65L27 66V64L29 63H27L26 64ZM140 62V63H141ZM173 62V61H172ZM172 62H170V63H172ZM181 62V61H180ZM180 62L178 63V64H180ZM238 62V61H237ZM242 62V61H241ZM247 62V61H246ZM254 62V61H253ZM2 63V62H1ZM9 63V62H8ZM8 63H6V64H8ZM14 63H15V61H14ZM127 63V62H126ZM133 63H134V61H133ZM136 63V62H135ZM153 63V62H152ZM156 63V62H155ZM175 63H176V65H178L177 64V61H175ZM184 62H182L181 64H183ZM200 63H202V62H200ZM203 63V64H204ZM240 63V62H239ZM238 63V64H239ZM243 63V62H242ZM245 63V62H244ZM248 63H250L251 64V61L250 62H248ZM3 64V63H2ZM2 64H1V66H2ZM5 64V65H6ZM16 64V65H17ZM22 64V63H21ZM142 65H143V63H141ZM144 64H148V63H145L144 62ZM150 64V63H149ZM149 64L148 65H146V66H148L149 67ZM161 64V63H160ZM174 64V63H173ZM180 64V67L182 66ZM196 64H197V62H196ZM195 64V65H196ZM253 65H254V63H252ZM251 64V65H252ZM4 65V64H3ZM9 65V64H8ZM15 65V64H14ZM13 65V66H14ZM128 65H130V62L128 63ZM132 65V64H131ZM142 65H138V66H142ZM155 65V64H154ZM156 65H157V63H156ZM162 65V64H161ZM161 65L159 66L158 65V68L159 67H161ZM164 65L166 66L167 64L166 63H164ZM175 65V64H174ZM193 65V64H192ZM256 65V64H255ZM13 66H12V68H13ZM22 66V65H21ZM30 66V65H29ZM134 66V65H133ZM168 66V65H167ZM167 66H166V68H167ZM169 66H172V65H169ZM179 66V65H178ZM201 66H198L199 68L201 67ZM240 66H242V64L240 65ZM246 66V65H245ZM248 66V65H247ZM250 66V65H249ZM9 67V66H8ZM16 67V66H15ZM22 67H24V65L22 66ZM142 67H144L145 68V66H142ZM142 67H141V70H142ZM157 67V66H156ZM177 67V66H176ZM176 67H174L173 66V68H176ZM244 67V66H243ZM27 68V67H26ZM132 68H135V66L134 67H132ZM136 68H139V67H136ZM150 68V67H149ZM153 68V67H152ZM171 68V67H170ZM252 67H250V69H251ZM257 68V67H256ZM255 67H254V69H256ZM22 69V68H21ZM28 69V68H27ZM162 69V68H161ZM161 69H159V70H161ZM179 69V68H178ZM186 69V68H185ZM197 69V68H196ZM242 69V68H241ZM253 69V68H252ZM12 70V69H11ZM139 70L140 69H138V72H139ZM145 70V69H144ZM144 70H143V73H144ZM147 70H150V69H147ZM153 71L154 70H156V68L154 69H152ZM151 70V71H152ZM164 70V68L162 69V71ZM180 70V69H179ZM258 70V69H257ZM23 71V70H22ZM168 72H169V67H168V70H167ZM166 71V72H167ZM172 71H173V69H172ZM177 72H178V70H176ZM138 72H136V73H138ZM141 72V71H140ZM139 72V73H140ZM155 72V71H154ZM157 72V71H156ZM161 72V71H160ZM165 72V71H164ZM163 72V73H164ZM165 72V73H166ZM171 72V71H170ZM174 72V71H173ZM172 72V73H173ZM181 73H183L182 71H180ZM185 72H184V76H185ZM131 73H135V72H133V69H132V72ZM130 73V74H131ZM142 73V74H143ZM162 72L161 73H159L160 75L161 74H163ZM165 73H164V75H165ZM145 74H147V72L145 73ZM158 74V73H157ZM173 74H175V73H173ZM172 74V75H173ZM195 74V75H194ZM132 75V74H131ZM130 75V76H131ZM137 75V74H136ZM166 75H167V73H166ZM165 75V76H166ZM177 75H178V73H177ZM183 75H181V76H183ZM133 76V75H132ZM137 76H140V74L139 75H137ZM142 76V75H141ZM145 76V75H144ZM154 76V75H153ZM168 76H170V75H168ZM176 76V75H175ZM174 76V77H175ZM179 77H180V75H178ZM257 76V75H256ZM129 77V78H128ZM151 77V76H150ZM178 77V79H179V82L181 81L180 80V78ZM259 77V76H258ZM48 78V77H47ZM50 78V77H49ZM132 78H134V77H132ZM135 78H136V76H135ZM139 78V77H138ZM153 78V77H152ZM162 78V77H161ZM160 78V79H161ZM168 77L166 76V78L165 79H167ZM172 78V77H171ZM182 78V77H181ZM185 78V77H184ZM196 78V77H195ZM51 79H47L48 81L49 80H51ZM154 79V78H153ZM162 79H164V78H162ZM161 79V80H162ZM164 79V80H165ZM173 79V78H172ZM178 79H177V82H178ZM46 80V81H47ZM174 80V79H173ZM188 80V79H187ZM198 79H196L195 81H197ZM199 80V81H200ZM204 80H206V81H204ZM256 80V79H255ZM131 81H132V79H131ZM133 81H134V79H133ZM132 81V82H133ZM136 81H138V80H135V82ZM140 81V80H139ZM138 81V82H139ZM152 81H154V80H152ZM182 81H183V79H182ZM182 81H181V83H182ZM186 81V80H185ZM38 82V83H39ZM134 82V83H135ZM176 81H175V83H177ZM201 82V81H200ZM258 82V81H257ZM260 82H261V80H260ZM47 83V82H46ZM53 83V82H52ZM174 83V82H173ZM181 83H180V85H181ZM186 83V82H185ZM189 83V82H188ZM262 83V82H261ZM37 83L35 82L33 85H36ZM139 84V83H138ZM183 84V83H182ZM190 84H191V82H190ZM192 84H194L193 82H192ZM196 84H198V83H196ZM33 85H31L30 84V86H33ZM41 85V84H40ZM44 85H45V83H44ZM131 85V84H130ZM141 85V84H140ZM139 85V86H140ZM159 85V84H158ZM178 85H179V83H178ZM177 85V86H178ZM186 86H184V87H187L188 86V84L186 83L185 84ZM200 85V84H199ZM259 85V84H258ZM257 85V86H258ZM263 84H261V86H262ZM19 86V87H20ZM36 86H39V85H36ZM42 86V85H41ZM45 86H47V87H49L50 89H51V87H50V84L48 83V85H45ZM135 86V85H134ZM192 85H190L189 87H191ZM197 86V85H196ZM260 86V85H259ZM258 86V87H259ZM22 87V88H23ZM25 87V88H26ZM35 86H33V88H34ZM130 87V86H129ZM133 87V86H132ZM195 87V86H194ZM194 87L192 86L191 88H193L194 89ZM31 88V87H30ZM33 88H31V90H33ZM43 88H45L44 86H43ZM159 88H160V86H159ZM158 87L156 88V89H159ZM170 88H171V86H170ZM173 88L175 89L176 87L174 86V87H172L171 89H172V91H174L173 90ZM179 88H183V87H179ZM179 88H177V89H179ZM196 88V87H195ZM198 88V87H197ZM196 88V89H197ZM259 88H261V87H259ZM21 89V88H20ZM27 89V88H26ZM29 89V88H28ZM27 89V90H28ZM40 89V88H39ZM128 89V88H127ZM132 89V88H131ZM155 89V90H156ZM163 89V86H162V88H161V90ZM168 89H169V87H168ZM187 89V88H186ZM195 89V91H196V93L195 94H197V90ZM208 89H209V91H208ZM30 90V89H29ZM41 90V89H40ZM40 90H39V92H40ZM45 91L46 90H48V88H46V89H44ZM139 90V89H138ZM160 90V89H159ZM167 90V89H166ZM176 90V89H175ZM181 90V89H180ZM183 90H184V88H183ZM182 90V91H183ZM188 90H189V88H188ZM192 89H190V91H191ZM13 91V90H12ZM17 91H19L18 89H17ZM16 91V92H17ZM21 91H23V89L21 90ZM24 91H25V89H24ZM24 91H23V93H24ZM35 91V90H34ZM44 91V92H45ZM123 91V90H122ZM135 91V90H134ZM152 91V90H151ZM168 91V90H167ZM177 91V93H178V90H176ZM175 91V92H176ZM193 91L194 90H192V93H193ZM194 91V92H195ZM262 92L264 91V89L263 90H261ZM14 92V91H13ZM30 91H28L27 93H29ZM155 92H157V91H155ZM171 92V91H170ZM181 92V91H180ZM179 92V97H181L180 96V93ZM187 92V91H186ZM8 93V94H7ZM18 93V92H17ZM31 93H32V91H31ZM35 92H33L32 93V95H30V96H34L35 94H34ZM36 93H37V90H36ZM46 93H47V91H46ZM46 93H44V94H46ZM49 93V92H48ZM48 93L46 94V95H48ZM151 93V92H150ZM159 93H161V91L159 92ZM168 93H169V91H168ZM174 93V92H173ZM176 93V94H177ZM183 93V95L184 94H187V93H185V90H184V92H182ZM188 93L189 94H191L189 91H188ZM200 93H201V91H200ZM200 93H198V95L200 94ZM202 93L203 94H205L204 92H203V89H202ZM200 94V95H203V94ZM19 94V93H18ZM22 94V92L20 93V95ZM30 94V93H29ZM34 94V95H33ZM40 93H37L36 95H38L36 98H39L40 96H42V95H39ZM51 94H49V95H51ZM147 94V93H146ZM162 94V93H161ZM165 94V92H163V95ZM167 94V93H166ZM171 94V93H170ZM176 94H174V95H176ZM188 94V95H189ZM15 95H16V93H15ZM14 95V96H15ZM25 95H26V93H25ZM135 95V94H134ZM141 95V94H140ZM182 95V96H183ZM187 95V96H188ZM193 95V94H192ZM197 95V96H198ZM214 95V94H213ZM263 95V94H262ZM18 96V95H17ZM193 96H195V95H193ZM264 96V95H263ZM13 97V96H12ZM12 97H10L9 99H11ZM19 98H20V96H18ZM22 97H23V95H22ZM25 97H29V96H25ZM35 97V96H34ZM46 97V96H45ZM52 96H50L49 98H51ZM162 97V96H161ZM164 97V99L166 98V96L164 95L163 96ZM162 97V98H163ZM168 97V96H167ZM175 97V96H174ZM173 97V98H174ZM176 97H177V95H176ZM262 97V96H261ZM55 98V99H56ZM178 98V97H177ZM193 98V97H192ZM7 99L5 100V101H7ZM8 99V100H9ZM23 99H25V98H23ZM28 99V98H27ZM41 99H43L42 97H41ZM41 99H39L40 101H41ZM60 99H57V100H60ZM169 99V98H168ZM175 99V98H174ZM173 99V100H174ZM182 99H183V97H182ZM2 100V99H1ZM0 100V101H1ZM13 100V99H12ZM12 100H9V101H11L12 102ZM29 100V99H28ZM33 100V97H32V99H31V101ZM49 100V99H48ZM51 100H52V98H51ZM50 100V101H51ZM56 100V101H57ZM181 100V99H180ZM188 100H193V99H188L187 98V101ZM195 100H197V97L195 98ZM194 100V101H195ZM8 101V102H9ZM16 101V100H15ZM25 101V100H24ZM30 101V100H29ZM29 101H28V103H29ZM30 101V102H31ZM36 101V99L34 98V102ZM73 101H75V102H73ZM161 101H163V100H161ZM166 101H167V99H166ZM168 101H171V99L170 100H168ZM176 101V100H175ZM175 101H174V103H175ZM178 101V100H177ZM258 101H260V99L258 98ZM257 101V102H258ZM263 101V100H262ZM7 102V103H8ZM11 102H9V103H11ZM39 102V101H38ZM42 102V101H41ZM48 103H49V101H47ZM47 102H44V104H48ZM181 102V101H180ZM190 102V101H189ZM189 102H187L188 104H189ZM255 102V101H254ZM2 104H5L4 103V101L3 102H1ZM12 103H14V102H12ZM23 103H25V102H23ZM52 103V102H51ZM62 103H61V101H60V103L59 104H61L62 105ZM177 103V102H176ZM175 103V104H176ZM178 103H179V101H178ZM185 103H186V101H185ZM186 103V104H187ZM192 103V102H191ZM194 103V102H193ZM196 103V102H195ZM198 103V102H197ZM25 104H27V103H25ZM24 104V105H25ZM31 103H29V105H30ZM53 104V103H52ZM51 104V106H53ZM58 103H56L55 102V105H57ZM154 104L155 103H153V106H154ZM180 104V103H179ZM182 104H184L183 103V101H182ZM256 104V103H255ZM259 104H261V103H259ZM258 104V105H259ZM11 105V104H10ZM14 105H15V103H14ZM13 105V106H14ZM36 105H37V102L35 103V106H34V104H33V106L36 108ZM50 105V104H49ZM116 105V106H115ZM149 105V104H148ZM147 105V106H148ZM151 105V104H150ZM194 106H195V104H193ZM192 105V106H193ZM227 105H229V107H230V109H231V111L229 110V111H225V107L227 106ZM262 105V104H261ZM4 106V105H3ZM12 106V105H11ZM12 106V107H13ZM17 106V105H16ZM26 106V105H25ZM32 106V105H31ZM31 106L30 107H26L27 109H28V111H29V108H31ZM38 106V105H37ZM40 106H41V104H40ZM39 106V107H40ZM42 106H43V104H42ZM41 106V107H42ZM58 106V105H57ZM63 106V107H64ZM157 106V105H156ZM174 106V105H173ZM180 106V105H179ZM183 107H184V105H182ZM190 106H191V104H190ZM190 106L189 107H187V108H190ZM193 106V107H194ZM199 106V105H198ZM197 106V107H198ZM264 106V105H263ZM263 106H261V107H263ZM6 107V106H5ZM8 107V106H7ZM7 107L5 108L6 110H8L7 109ZM61 107V106H60ZM155 107V106H154ZM182 107V108H183ZM0 108H1V105H0ZM4 108V107H3ZM15 109H16V107H14ZM59 108V107H58ZM122 108V107H121ZM168 108V107H167ZM176 108V107H175ZM180 108V107H179ZM185 108V107H184ZM192 108V107H191ZM196 108V107H195ZM32 110H34L33 108H31ZM30 109V110H31ZM37 109V108H36ZM35 109V110H36ZM62 109V108H61ZM186 109V108H185ZM197 109H201V108H197ZM17 110V109H16ZM16 110H14V111H16ZM31 110V111H32ZM204 110V109H203ZM259 110H260V107H259ZM19 111H20V109H19ZM119 111V110H118ZM121 111V110H120ZM162 111H164V109L162 110ZM177 111V110H176ZM178 111H181V108H180V110H178ZM186 111H187V109L185 110V112L183 111V113H184V115L185 114H187L186 113ZM195 111V110H194ZM208 111V110H207ZM256 111H258V108L256 109ZM2 112H4L3 110H2ZM6 112V111H5ZM4 112V113H5ZM13 112V111H12ZM17 112V111H16ZM15 112V113H16ZM22 111H20V113H21ZM32 112H34V111H32ZM32 112H31V114L30 115H32ZM56 112H58V111H56ZM114 112H116L115 114H114ZM160 112V111H159ZM165 112V111H164ZM182 112V111H181ZM181 112H179L180 114H181ZM190 112V111H189ZM199 112V111H198ZM203 112V111H202ZM263 113H264V111H262ZM7 113H9V110L7 111ZM29 113H30V111H29ZM34 113H37L36 114V116H38V113L39 112H34ZM158 113V112H157ZM182 113V114H183ZM200 114H202L201 113V111L199 112ZM207 113V112H206ZM257 113H259V112H257ZM261 113V112H260ZM262 113V114H263ZM159 114V113H158ZM161 114V113H160ZM181 114V115H182ZM192 114V113H191ZM0 115H1V113H0ZM13 115V114H12ZM124 115V114H123ZM150 115H152V119H150V123H151V126H153V127H157L158 126V123L156 122V121H158V120H156L157 119V117L159 116H157V114L154 112H150ZM162 115V114H161ZM258 115H260V114H258ZM4 116V115H3ZM40 116H41V114H40ZM119 116V115H118ZM118 116H117V118H118ZM121 116V115H120ZM188 116H189V114H188ZM193 116H194V118H195V114H193ZM264 116V115H263ZM9 117V116H8ZM35 117V116H34ZM43 117V116H42ZM124 118L126 117V114H125V116H123ZM163 117H164V115H163ZM163 117H161V118H163ZM185 117V116H184ZM181 117L182 118V120H184L185 119V121H187V123H188V121L190 120H187V118L185 117ZM258 117V116H257ZM41 118V117H40ZM39 118V119H40ZM116 118V119H117ZM120 119H122L121 117H119ZM119 118H118V120H119ZM180 118V117H179ZM184 118V119H183ZM199 117L197 116V119H198ZM261 118V117H260ZM259 117H258V119H260ZM5 119H6V117H5ZM18 119V118H17ZM36 119H38L37 117H36ZM159 119H160V117H159ZM201 119V118H200ZM9 120V119H8ZM16 120V119H15ZM14 119H13V121H15ZM20 120V119H19ZM126 120V119H125ZM181 120V119H180ZM2 121V120H1ZM11 121V120H10ZM12 121V122H13ZM17 121V120H16ZM15 121V122H16ZM185 121H184V123L183 124H185ZM191 121V120H190ZM12 122H10L11 123V125L13 126V127H15L14 125H17V124H12ZM43 122V121H42ZM122 123L124 122V119H122V121H121ZM120 123V122H119ZM125 123H126V121H125ZM1 124V123H0ZM3 124V123H2ZM1 124V125H2ZM6 124V123H5ZM4 124V125H5ZM39 124H41V122L39 123ZM10 125V126H11ZM119 125V124H118ZM125 124L123 123V126H124ZM3 126V125H2ZM1 126V127H2ZM11 126V127H12ZM121 126V125H120ZM186 126V125H185ZM189 126V128H191L190 127V125H188ZM263 126V125H262ZM186 129V127H184V125L183 126H181V129ZM260 127V126H259ZM189 128H187L186 129V133L189 131V130H191V133H192V129H189ZM193 128V129H194ZM120 129H122V128H120ZM178 129H180V126H178ZM112 130H113V127H112ZM185 131V130H184ZM260 131V130H259ZM180 133H181V130H180ZM189 133V132H188ZM256 133H259L258 131L256 132ZM261 133V132H260ZM112 134V133H111ZM183 135H178L177 134V136L179 137V136H184L185 134L184 133H182ZM189 135V134H188ZM192 135V134H191ZM255 135V134H254ZM186 136V135H185ZM256 136V135H255ZM257 136H258V134H257ZM123 137V136H122ZM193 137V138H194ZM125 138V137H124ZM259 138H260V136H259ZM120 139H121V137H120ZM126 139V138H125ZM124 140V139H123ZM123 140H122V142H123ZM184 140V139H183ZM182 140V141H183ZM126 141V140H125ZM121 142V143H122ZM119 143H120V140H119ZM120 143V144H121ZM113 144V143H112ZM119 144V145H120ZM125 145V144H124ZM183 145H186V144H183ZM122 146V145H121ZM126 146H127V144H126ZM178 146V145H177ZM125 147V146H124ZM185 147V146H184ZM183 146H182V149L184 148ZM121 148V147H120ZM127 148V147H126ZM177 148H180V146L179 147H177ZM247 148V150H244V149H246ZM259 149L261 150L262 148L261 147H259ZM122 150V149H121ZM123 150H124V148H123ZM126 150V152H127V149H125ZM180 151H184L185 152V150L183 149V150H180ZM125 152V151H124ZM177 153H179V152H177ZM181 153V152H180ZM132 154V153H131ZM130 154V155H131ZM135 154V153H134ZM183 155V154H182ZM185 155H186V153H185ZM188 155H186V156H188ZM178 156V155H177ZM185 156V157H186ZM179 159V158H178ZM185 159H188V157L187 158H183V159H181V160H185ZM189 161V162H190ZM111 162V161H110ZM109 162V163H110ZM182 162V161H181ZM108 163V164H109ZM111 164V163H110ZM113 164V163H112ZM111 164V166H113ZM184 163L182 162V165H183ZM187 165V164H186ZM186 165H184V166H186ZM193 165H195V164H193ZM110 166V165H109ZM110 166V167H111ZM109 167V168H110ZM129 167V166H128ZM189 167H190V165H189ZM113 169H114V166H113ZM263 169V168H262ZM203 171V172H204ZM229 171V172H228ZM261 171H263V170H261ZM260 171V173H262ZM227 172V173H226ZM257 172V171H256ZM247 173H249V171L247 172ZM263 173H264V171H263ZM262 173V174H263ZM207 174V175H208ZM215 174V173H214ZM221 174V175H222ZM230 174V177H231V173H229ZM239 174H237V175H239ZM245 174V173H244ZM258 174H259V172H258ZM262 174L261 175H259V176H261L262 177ZM154 175V174H153ZM152 175V176H153ZM218 175V174H217ZM220 175V174H219ZM232 175H234V174H232ZM257 175V174H256ZM223 176H224V174H223ZM236 176V175H235ZM258 176V177H259ZM209 177V176H208ZM239 177V176H238ZM238 177H235V178H238ZM260 177V178H261ZM227 178H224L225 180L227 179ZM234 178V176L232 177V178H230V179H233ZM254 178H256V176L254 177ZM229 179V180H230ZM257 179V178H256ZM263 179V178H262ZM150 180H152V182H153V180L154 179H150ZM157 180V179H156ZM228 180V181H229ZM259 180H261V179H258V181ZM157 181H159V180H157ZM160 181H162V180H160ZM222 181V180H221ZM227 181V180H226ZM227 181V182H228ZM232 181V180H231ZM234 181V180H233ZM236 181V180H235ZM255 181V180H254ZM257 181V180H256ZM151 182V183H152ZM240 182V181H239ZM238 182V183H239ZM247 182V181H246ZM263 182V181H262ZM157 183H162V182H157ZM225 183V182H224ZM230 183V182H229ZM234 183H236V182H234ZM245 183V182H244ZM252 183V182H251ZM153 184H155V182L153 183ZM163 184V183H162ZM165 184V183H164ZM163 184V185H164ZM237 184V183H236ZM252 184H256V183H252ZM251 184V185H252ZM259 184V183H258ZM261 184V183H260ZM159 185V184H158ZM161 185V184H160ZM166 185V184H165ZM222 185H223V183H222ZM226 185H227V183H226ZM230 185H232V184H230ZM229 184H228V186H230ZM240 185V184H239ZM248 185H249V183H248ZM262 185V184H261ZM153 186H155V185H153ZM162 186V185H161ZM234 186H236L237 187V185H234ZM254 186V185H253ZM257 186V188H258V185H256ZM263 186V185H262ZM262 186H261V189H262ZM245 187H246V185H245ZM157 188V187H156ZM248 188V187H247ZM254 188H256L255 186H254ZM259 188H260V186H259ZM236 189H238V188H236ZM252 189V188H251ZM251 189H249V190H251ZM261 189H259V190H261ZM264 189V188H263ZM255 190V189H254ZM103 192H105V191H103ZM237 192V191H236ZM239 192V191H238ZM237 192V193H238ZM247 192H248V190H247ZM260 192V191H259ZM258 192V193H259ZM262 192V194H264L263 193V191H261ZM260 192V193H261ZM106 193V192H105ZM109 193V192H108ZM244 193H245V191H244ZM243 193V194H244ZM107 194V193H106ZM255 194L257 195V193L255 192ZM252 195V194H251ZM108 196V195H107ZM245 196V195H244ZM263 196V195H262ZM243 197V196H242ZM247 197V196H246ZM255 197V196H254ZM254 197H252V198H254ZM257 197V196H256ZM255 197V198H256ZM259 197H261V194H260V196H258V198ZM247 198H249V197H247ZM251 198V199H252ZM254 198V199H255ZM257 198V199H258ZM264 198V197H263ZM263 198H260V199H263ZM250 199V200H251ZM254 199H252V200H254ZM257 199H255V200H257ZM260 201V200H259ZM258 200H257V202H259ZM263 201V200H262ZM249 203L251 204V202L249 201ZM261 203H263V202H261ZM252 205H254V204H252ZM257 205V204H256ZM264 205V204H263ZM255 206V205H254ZM80 207V206H79ZM82 207V206H81ZM91 206H89V207H87V208H89L90 210L91 209H93V208H90ZM202 207H204V206H202ZM260 207H263L264 208V206H260ZM259 207V208H260ZM256 208V207H255ZM258 208V207H257ZM80 209H82V208H80ZM200 209V208H199ZM202 209V208H201ZM205 209V208H204ZM83 210V209H82ZM208 210V209H207ZM206 210V211H207ZM81 211V210H80ZM201 211V210H200ZM84 212V211H83ZM207 215H208V212L206 213ZM171 227V226H170ZM170 227H168V228H170ZM161 230V229H160ZM165 230H166V228H165ZM161 231H163V232H166V231H164L163 229L161 230ZM162 232V233H163ZM166 234V233H165ZM169 234V233H168ZM143 235H145V234H143ZM146 235H147V232H146ZM145 235V236H146ZM164 235V234H163ZM202 235V234H201ZM165 236V235H164ZM163 236V237H164ZM203 236V235H202ZM70 237V236H69ZM68 237V238H69ZM148 237H149V235H148ZM156 237V236H155ZM191 237V236H190ZM189 237V238H190ZM205 237H206V235H205ZM65 238V237H64ZM145 238V237H144ZM147 238V237H146ZM161 238V237H160ZM159 238V239H160ZM185 238V237H184ZM187 238V237H186ZM158 240V238H155L154 240ZM163 239V238H162ZM162 239H161V241H162ZM194 239V238H193ZM195 239H196V236H195ZM197 239H198V237H197ZM199 239H200V237H199ZM205 239V238H204ZM203 239V241H206V240H204ZM66 241H65V243H67V238L65 239ZM74 240V239H73ZM146 240V239H145ZM147 240H149V238H147ZM152 240H153V238H152ZM152 241L153 242V244L156 242V241ZM143 241H144V239H143ZM160 241V240H159ZM160 241V242H161ZM180 241L182 242V240L180 239ZM186 241H188V238H187V240ZM185 241V242H186ZM197 241V240H196ZM195 241V242H196ZM199 241H201V240H199ZM70 242V241H69ZM68 242V244H70V243H73V242H70L69 243ZM75 242V241H74ZM150 242V241H149ZM180 242V243H181ZM191 242V241H190ZM198 242V241H197ZM211 242V241H210ZM76 243H77V240H76ZM145 243V242H144ZM159 243V242H158ZM189 243V242H188ZM147 245H149L148 244V242L146 243ZM151 244V243H150ZM191 244H193V243H191ZM196 244H199L200 246H201V244L198 242V243H196ZM195 244V245H196ZM202 244H205L204 242L202 243ZM210 244V243H209ZM71 245H73V244H71ZM75 245H77V244H75L74 243V245L73 246H75ZM156 245H158L157 243H156ZM159 245H161L160 243H159ZM179 247H180V245L179 244H177ZM182 245V244H181ZM189 245V244H188ZM240 244H238L237 246H239ZM66 246H67V244H66ZM68 246H70V245H68ZM67 246V247H68ZM72 246V247H73ZM162 246H163V241H162ZM183 246V245H182ZM185 246H187V245H185ZM196 246H198V245H196ZM142 247V246H141ZM153 247V246H152ZM154 247H155V245H154ZM161 247V246H160ZM160 247H158L159 249H161ZM165 247V246H164ZM163 247V248H164ZM76 248V247H75ZM140 248V247H139ZM150 248H151V246H150ZM180 248H183V247H180ZM68 249V248H67ZM71 249V248H70ZM166 249V248H165ZM73 250H74V248H73ZM148 250H149V248H148ZM147 250V251H148ZM150 250H154V248L152 249H150ZM149 250V251H150ZM167 250V249H166ZM234 250V249H233ZM75 251V250H74ZM146 251V250H145ZM161 251V250H160ZM168 252V250L166 251V253ZM241 252V251H240ZM165 253V254H166ZM169 253V252H168ZM167 253V254H168ZM166 254V255H167ZM213 254V253H212ZM244 254V253H243ZM238 255V254H237ZM214 256V255H213ZM239 256V255H238ZM218 257V256H217ZM216 257V258H217ZM222 257V256H221ZM213 258H215V256L213 257ZM218 259H220V257L218 258ZM223 259V258H222ZM213 260V259H212ZM217 261V259H214L213 260V264H215L214 263V261ZM221 260V259H220ZM226 260V259H225ZM244 260V259H243ZM246 260V259H245ZM248 260V259H247ZM249 261H251V260H249ZM146 262V261H145ZM222 262V261H221ZM226 262H227V260H226ZM211 263V264H212ZM219 263V260L217 261V264ZM251 262H249V263H247V264H250ZM145 264H148V262H146ZM222 264V263H221ZM239 264V263H238ZM242 264H245V262L243 263L242 262ZM252 264V263H251ZM255 264V263H254Z\"/></svg>",
	"mask_w": 264,
	"mask_h": 264
}]
</instances>
